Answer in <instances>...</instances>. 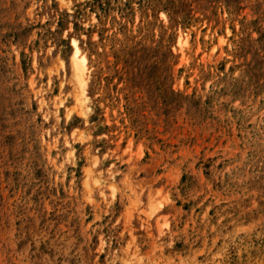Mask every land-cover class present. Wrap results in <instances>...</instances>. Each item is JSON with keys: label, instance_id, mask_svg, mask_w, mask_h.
Wrapping results in <instances>:
<instances>
[{"label": "rangeland", "instance_id": "374dc122", "mask_svg": "<svg viewBox=\"0 0 264 264\" xmlns=\"http://www.w3.org/2000/svg\"><path fill=\"white\" fill-rule=\"evenodd\" d=\"M0 264H264V0H0Z\"/></svg>", "mask_w": 264, "mask_h": 264}, {"label": "bare ground", "instance_id": "6f19581e", "mask_svg": "<svg viewBox=\"0 0 264 264\" xmlns=\"http://www.w3.org/2000/svg\"><path fill=\"white\" fill-rule=\"evenodd\" d=\"M186 41H184V39L182 38V36L180 37L179 39V44L181 46H183L185 44ZM79 53V52H78ZM75 66H76V70H77V75H78V81L79 83L83 84L85 81H84V73H85V59L84 58H81V59H78L77 57H75Z\"/></svg>", "mask_w": 264, "mask_h": 264}]
</instances>
